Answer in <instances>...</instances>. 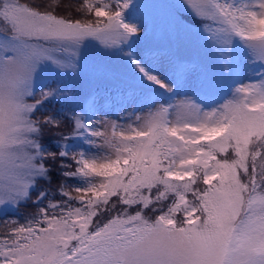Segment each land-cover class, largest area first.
<instances>
[{"label":"snow or ice","instance_id":"snow-or-ice-1","mask_svg":"<svg viewBox=\"0 0 264 264\" xmlns=\"http://www.w3.org/2000/svg\"><path fill=\"white\" fill-rule=\"evenodd\" d=\"M161 15L214 65L141 52ZM104 57L126 77L110 121L59 79L118 78ZM30 201L0 264H264V0H0V213Z\"/></svg>","mask_w":264,"mask_h":264},{"label":"rangeland","instance_id":"rangeland-1","mask_svg":"<svg viewBox=\"0 0 264 264\" xmlns=\"http://www.w3.org/2000/svg\"><path fill=\"white\" fill-rule=\"evenodd\" d=\"M36 2H40V0H36ZM140 2L175 3L177 0H140ZM184 28L191 30L185 31ZM184 28L178 27L173 24L168 17L161 15L154 22H150L147 32L142 35L141 39L138 41V49L146 55L154 57L161 64H166L174 57H182L193 59L211 68L214 65L213 54L207 48L204 41L196 35L198 31L196 25L185 21ZM157 50H162L166 54L165 57L168 59L163 61L164 58H161V55L159 57L157 53H153V51L157 52ZM90 51L99 55L96 49ZM103 59L116 69V76L118 78H104L85 74L80 77L63 76L59 79L62 84L72 89L70 99L66 101L70 107H76L80 102L85 103V98L92 93L95 98L99 94L102 96V99H107L109 102L105 103H107L109 109H101L93 119H105L110 121L126 115V113L119 108L117 95V88L120 86V81L126 77L116 58L104 57ZM106 112L108 113L107 116H105ZM119 122L123 123L122 120ZM98 126L103 129L102 124ZM51 192L54 193V191ZM60 199L57 198L56 200ZM47 203L48 201L44 202L45 205ZM21 206L22 205H20V207ZM24 208H26V206H24ZM16 211H10L7 215L0 213V217H2L0 218V231L5 229L3 221L17 220V216L15 215ZM19 222L24 223L22 220ZM8 227H11V225H8Z\"/></svg>","mask_w":264,"mask_h":264},{"label":"trees","instance_id":"trees-1","mask_svg":"<svg viewBox=\"0 0 264 264\" xmlns=\"http://www.w3.org/2000/svg\"><path fill=\"white\" fill-rule=\"evenodd\" d=\"M153 53H157L158 55H159V57H160V55H161V58H164V60L163 61H165L166 59H168V58H166L165 57V53L162 51V50H157V52H155V51H153ZM93 97H94V94L92 93L91 94ZM95 98V97H94ZM95 100H96V102H97V104H96V106H98V107H100L101 109H109V107H108V105H107V103H105V102H109L107 99H102V96L101 95H97L96 96V98H95ZM109 100H110V98H109ZM81 104H83L84 105V107L86 108V110H88V114L89 115H91V112L94 110L91 106L89 107V104H90V102H85V103H78L77 105L79 106V105H81ZM66 105L68 106V107H70L68 104H67V102H66ZM57 107H58V105H56ZM77 107V106H76ZM93 118H94V116H93ZM52 137H53V133H46L45 135H44V137L42 138V142L43 143H45L46 145H48L50 148H51V140H52ZM61 182V177L58 175V173L54 170L53 171V174H52V183H51V185H48L46 182H43L42 183V186L43 187H47L48 189H49V191L51 192V191H54V194H55V198L57 199V198H61L60 197V195L58 194V192H57V189H58V187H59V183ZM69 184H71L72 183V181H69L68 182ZM51 198V197H50ZM24 206H26V208H24ZM32 211H34V208H33V205H32V202L30 201L28 204H22V206L15 212V215L17 216V220H22V221H24V219H25V217L29 214V213H31ZM0 218H2V217H0Z\"/></svg>","mask_w":264,"mask_h":264}]
</instances>
